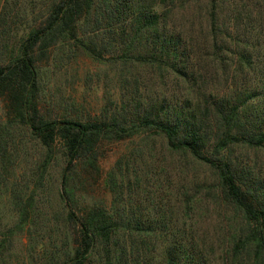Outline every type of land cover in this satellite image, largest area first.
<instances>
[{
	"label": "trees",
	"instance_id": "1",
	"mask_svg": "<svg viewBox=\"0 0 264 264\" xmlns=\"http://www.w3.org/2000/svg\"><path fill=\"white\" fill-rule=\"evenodd\" d=\"M237 2L53 0L17 41L0 31V199L16 215L0 220V264L48 219L55 187L62 244L42 264H264V0L247 13L259 31H236ZM50 57L107 66L115 95L93 114L47 106ZM127 139L97 199L85 174L100 171L99 145Z\"/></svg>",
	"mask_w": 264,
	"mask_h": 264
},
{
	"label": "rangeland",
	"instance_id": "2",
	"mask_svg": "<svg viewBox=\"0 0 264 264\" xmlns=\"http://www.w3.org/2000/svg\"><path fill=\"white\" fill-rule=\"evenodd\" d=\"M52 2L53 0H0V31H6L5 36L10 39V43L17 41L33 25L38 23L40 18L46 14ZM237 5L240 6V10L242 11L236 14V31H259L258 27H256V18L254 19V16L248 18L247 13L250 11L254 13L256 8H259L260 0H238ZM192 13L193 19L196 22L195 24L198 27V23L201 20L198 17V8H194ZM181 14L179 18H181ZM261 27L264 31V24ZM258 57V68L262 72L264 71V59L260 63L261 56L259 55ZM41 64L45 75L43 79L44 90L41 92L40 98L49 107H51V104L60 105L61 102L66 103L73 100L83 112L93 114L102 104V96L105 92L113 93V96L115 95L113 72L108 71L106 76L103 72L105 69L108 70L107 66L93 64L86 57L69 60L66 65H58L59 61L50 57L47 60H42ZM96 72H99L100 75L98 76ZM6 110L4 100L0 99V116L3 117ZM14 141L16 144L23 143L24 147L27 146L29 151L27 157L31 158L33 148L28 133L25 132L24 134V132L21 133V131L15 130ZM135 142L136 139L134 142L127 139L123 141H104L99 145L98 163L100 171L96 172L93 170L85 174V180L88 182L86 188L97 199H108L107 196L109 195H107V190L103 184L104 175L115 164L117 158L122 157L130 151L136 144ZM259 155L264 161V153H259ZM22 157L24 159L23 155ZM20 158L17 161H24L22 158L20 160ZM140 165L142 169V162ZM140 172L143 173L142 170ZM55 178L56 175H54ZM164 185H162L161 190L159 189L160 193H167L170 190L169 187ZM55 188L48 194L50 200L49 206L45 205L47 207V210H45L48 219L42 218L37 226L30 228V233H18L12 239L11 255L9 256L11 264H42L48 260L52 252L56 251L55 244L58 247L61 246L60 237H58L56 232L59 229V224H61V217L54 215L60 209V205H58L56 199ZM138 189L140 190V188ZM139 193L137 194L138 197H145L143 191ZM15 218L16 215L7 203L6 198L0 199L1 222L3 224H12ZM214 226L215 224L213 223L207 225L205 232L212 235L216 230ZM215 260L216 264H221L218 259Z\"/></svg>",
	"mask_w": 264,
	"mask_h": 264
}]
</instances>
